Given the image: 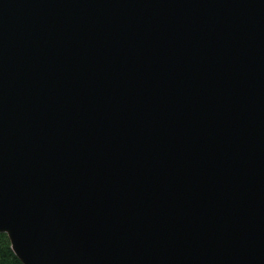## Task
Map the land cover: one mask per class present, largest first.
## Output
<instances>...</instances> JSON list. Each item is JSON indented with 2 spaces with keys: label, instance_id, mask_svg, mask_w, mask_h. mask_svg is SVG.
Wrapping results in <instances>:
<instances>
[{
  "label": "water",
  "instance_id": "95a60500",
  "mask_svg": "<svg viewBox=\"0 0 264 264\" xmlns=\"http://www.w3.org/2000/svg\"><path fill=\"white\" fill-rule=\"evenodd\" d=\"M0 233L22 264H264V0H0Z\"/></svg>",
  "mask_w": 264,
  "mask_h": 264
},
{
  "label": "trees",
  "instance_id": "16d2710c",
  "mask_svg": "<svg viewBox=\"0 0 264 264\" xmlns=\"http://www.w3.org/2000/svg\"><path fill=\"white\" fill-rule=\"evenodd\" d=\"M0 264H21L10 249L6 235L0 234Z\"/></svg>",
  "mask_w": 264,
  "mask_h": 264
}]
</instances>
